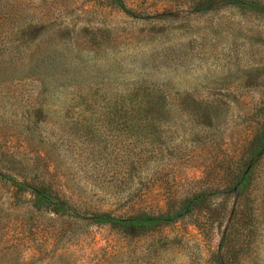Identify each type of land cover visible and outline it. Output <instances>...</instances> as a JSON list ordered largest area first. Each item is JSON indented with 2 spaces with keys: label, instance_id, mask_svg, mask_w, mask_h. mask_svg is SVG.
Segmentation results:
<instances>
[{
  "label": "rangeland",
  "instance_id": "rangeland-1",
  "mask_svg": "<svg viewBox=\"0 0 264 264\" xmlns=\"http://www.w3.org/2000/svg\"><path fill=\"white\" fill-rule=\"evenodd\" d=\"M0 62L53 74L0 80L1 173L180 215L0 182V264H264V0H0Z\"/></svg>",
  "mask_w": 264,
  "mask_h": 264
},
{
  "label": "trees",
  "instance_id": "trees-1",
  "mask_svg": "<svg viewBox=\"0 0 264 264\" xmlns=\"http://www.w3.org/2000/svg\"><path fill=\"white\" fill-rule=\"evenodd\" d=\"M122 9L124 10L125 8L122 6ZM43 63L27 62L23 65L22 62H0V80L27 78L26 76L44 77L51 75V62L46 65ZM257 147V152L264 150V138L261 139ZM0 182L17 187L18 191L27 192L32 196L36 205L50 210L53 214L67 216L73 220H87L95 225H126L132 228L146 229L151 228L159 222L168 223L180 216L154 217L144 212L136 213L131 218H115L106 213H94L89 216H83V214L77 212L75 207L70 205L56 192L55 187L50 182L41 181L37 182V184H27L25 182H19L13 177L1 172Z\"/></svg>",
  "mask_w": 264,
  "mask_h": 264
}]
</instances>
